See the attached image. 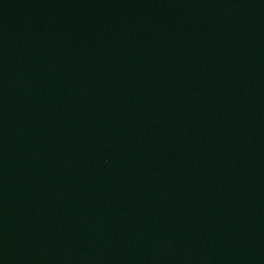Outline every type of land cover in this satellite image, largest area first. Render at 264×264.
<instances>
[{
  "label": "water",
  "instance_id": "95a60500",
  "mask_svg": "<svg viewBox=\"0 0 264 264\" xmlns=\"http://www.w3.org/2000/svg\"><path fill=\"white\" fill-rule=\"evenodd\" d=\"M0 264H264V0H0Z\"/></svg>",
  "mask_w": 264,
  "mask_h": 264
}]
</instances>
